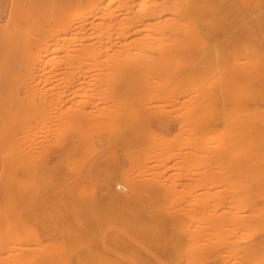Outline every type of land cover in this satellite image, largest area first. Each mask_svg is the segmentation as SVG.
<instances>
[{
  "label": "bare ground",
  "instance_id": "obj_1",
  "mask_svg": "<svg viewBox=\"0 0 264 264\" xmlns=\"http://www.w3.org/2000/svg\"><path fill=\"white\" fill-rule=\"evenodd\" d=\"M250 1L264 12L261 0ZM76 5L72 16L59 12L51 19L53 26L9 30L10 69L25 81L24 154L18 159L23 161V237L15 247L7 248L8 241L0 247V264H202L203 243L215 248L218 237L216 193L210 189L217 179L210 174L221 155L245 154L251 142L232 135L230 104H221L216 91L220 76L204 73L196 58L182 57L180 44L191 38L200 43L203 28L196 20L209 26L215 43L218 22L228 16L225 0H79ZM152 108L179 118L170 137L163 139L165 122L156 129L147 119ZM121 146L131 168L120 166ZM172 156L176 161L168 166ZM233 160L221 164L228 167ZM81 162L86 174L102 173L104 200L93 196V187L71 188L70 172ZM166 169L171 178L163 176ZM224 180L234 197L246 182ZM115 181L124 183L125 194L114 192ZM250 205L260 212L249 216L258 212L264 222V194L252 197ZM242 237L248 238L247 249L231 263L264 264V232Z\"/></svg>",
  "mask_w": 264,
  "mask_h": 264
},
{
  "label": "rangeland",
  "instance_id": "obj_2",
  "mask_svg": "<svg viewBox=\"0 0 264 264\" xmlns=\"http://www.w3.org/2000/svg\"><path fill=\"white\" fill-rule=\"evenodd\" d=\"M76 1L79 0H0V220L4 218V220L0 222L3 224V227L0 229V247H5L7 241V248H10L11 246L15 247L23 237L22 187L20 186L23 185V161L22 159H18L24 154L22 104L23 90L25 89L23 85L25 84V81L21 73L17 71L12 73L10 69L9 54L10 36H12L11 32L14 28L18 27H26L29 29L28 26L31 27V25V29H35L36 31V24L38 23L43 25L42 27L47 25L53 26V23H55L54 18H56L59 12H65L68 16H72L73 10L77 6ZM261 2L262 6H264V0H261ZM225 5L226 8H228V16L223 22H218L215 33L219 34H217L218 39L215 43L210 39L209 26H206L203 23L202 25L198 24L200 22L196 20L198 28H203V32L200 29L203 36L200 39V43H198L199 45L196 40H191L192 38L189 40L190 43H186L188 45L180 44L184 47L183 54H181L182 57L190 60L196 58L195 60H198L204 73L218 74L220 76L216 85V89L218 90L216 91L219 92V100L220 103L222 102L221 104L224 106H229L230 104L233 122L231 128L232 135L235 138L246 137L251 142L249 151L245 152V154L241 152V154H235L236 156L231 154L221 155L218 158V165L215 164L217 166L216 168L214 165L216 170H212L213 173L215 170V175L210 174L214 180L217 179L216 185L210 189L211 192L216 193L217 205L215 209L217 210H215V213L218 224V237L214 245L215 248L210 246L209 248L203 243L202 249L205 250V254H203L202 264H238L231 263L232 259L234 258L235 260L237 258L236 256L241 254L242 250L245 249V246L248 244L245 243L248 239L246 237L248 236L244 237L243 240H241V237L245 236L247 232H264V229H262L264 228V222H262L260 220L261 218L258 216L260 210H256V208L253 209L250 205L252 197L264 194V185L253 184V182L256 181L264 183L261 182L264 181V150L261 151V149H258L264 147V143H262V141H264V14L262 13L264 12H258L251 4L250 0H232V2L231 0H225ZM14 7L16 10H14ZM114 13H118V11L115 10ZM10 21L15 22L14 26L10 25L13 23ZM29 22L31 24H29ZM50 22L51 24H48ZM40 24L38 26H40ZM199 25H201V27H199ZM34 26L36 28H34ZM35 31L33 30V33H35ZM174 44L175 42H172L169 45L174 46ZM212 60L215 61V64H212ZM6 64H9L10 66L8 65L7 67ZM2 68H5V70ZM30 84L37 86L36 88H40L41 86L37 81H33ZM19 100L20 102H18ZM221 104L218 102L217 105L219 108H221ZM16 109L18 112L14 111ZM221 109L219 111H221ZM151 110L152 111L145 113V115L153 128L158 129L160 122L166 123L167 129L161 131L164 136L163 139H166L168 136L170 137L176 132L177 123L180 121L178 117L169 114L166 111H159L157 108H152ZM140 114H143V110ZM133 119L136 118L130 120L132 125L135 123V120ZM221 124L222 123L219 121V125ZM15 125L19 127V131ZM19 135H21V137ZM4 136L6 138H4ZM106 136L107 133L101 131V138L103 140H106ZM15 137L18 140H16ZM14 142H17L19 147ZM16 145L18 148L16 147V149H14ZM124 148L127 149L125 145ZM124 148L121 146L119 151L120 166L122 168L129 166L131 168V163L133 161L131 162L132 159L130 160L127 157L128 150L126 151L127 154L124 155ZM255 148H257V150H255ZM18 151L20 155L17 153ZM170 153L168 156H170ZM233 153H235V151ZM168 158L176 159L175 156ZM227 158H234L235 161L233 160L234 163L232 162L233 164L228 167H224L223 164H221V161ZM170 159L166 162L168 166L176 161ZM152 162L153 160L151 161V166L155 164V161L153 164ZM17 165H19V167ZM79 165L81 166L80 169L78 167L79 171H74L77 169L74 168V172H70L71 188L78 191L82 187H93V196L98 200H104L106 197L100 182L103 176L102 173L98 172L90 176L84 171L85 164H82L81 162ZM61 168L65 169V166L63 165ZM163 168V166H159L158 170L163 172L165 170H163ZM137 169L139 170V168H134L135 173L138 172ZM169 170L171 171V169ZM83 171L85 174H83ZM164 173V177H167L168 175V177L172 176V172H167V169ZM206 175L208 174L205 170L203 173L204 183L207 182ZM226 176L232 180L239 178L246 180L244 184L245 186H243L242 189H239L237 197L233 196V188H230L225 184L226 179L224 180V177ZM79 184L81 187H78ZM119 185L120 187H118ZM112 189L118 194H125L127 192L124 183L119 181L112 183ZM207 191H209V186L206 183L204 192L207 193ZM236 199H242L240 201H243V203H236ZM254 210L258 212L255 213V215L253 213L249 216V213H252ZM4 221L6 222L5 224ZM9 238L10 240L13 239L14 244L12 241H9ZM207 248L210 250L214 249V251L212 250L211 252H208ZM152 249H154L153 246ZM212 260H214L213 263L211 262Z\"/></svg>",
  "mask_w": 264,
  "mask_h": 264
},
{
  "label": "built area",
  "instance_id": "obj_3",
  "mask_svg": "<svg viewBox=\"0 0 264 264\" xmlns=\"http://www.w3.org/2000/svg\"><path fill=\"white\" fill-rule=\"evenodd\" d=\"M118 187H120V185Z\"/></svg>",
  "mask_w": 264,
  "mask_h": 264
}]
</instances>
